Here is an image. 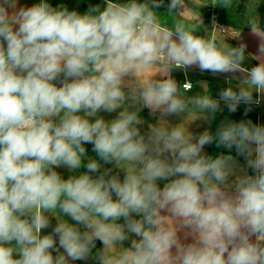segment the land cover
<instances>
[{"label": "clouds", "instance_id": "clouds-1", "mask_svg": "<svg viewBox=\"0 0 264 264\" xmlns=\"http://www.w3.org/2000/svg\"><path fill=\"white\" fill-rule=\"evenodd\" d=\"M188 11L0 0V264H264V124L194 132L169 119L241 105L247 116L264 102V59L245 67L246 45L198 35L202 18L176 19ZM248 28L264 58L258 16ZM193 69L245 78L218 98L203 82L187 95Z\"/></svg>", "mask_w": 264, "mask_h": 264}, {"label": "crops", "instance_id": "crops-1", "mask_svg": "<svg viewBox=\"0 0 264 264\" xmlns=\"http://www.w3.org/2000/svg\"><path fill=\"white\" fill-rule=\"evenodd\" d=\"M39 0H19L20 5L31 6L32 4L38 3ZM49 2L53 6H57L58 4H65L69 10H77L80 13H84L87 11L89 5L95 4H102V0H49ZM199 4L196 3H188L187 7L189 11L183 16L176 17V19H183L186 23H195L198 18H202L203 24L199 26L198 35H202L206 38L211 37L213 34L216 35L218 43L221 45L229 44L233 47L239 46L240 44L246 45V52H245V61L244 66L247 68H251L255 66L256 63L259 62V38L253 34L248 28V26H229L227 23L223 21H216L218 25L215 24V21L212 19L210 20L209 16L206 15V12H203L201 8H198ZM205 5V4H204ZM168 20V21H164ZM162 23H167L169 26L171 25L172 21L170 18H163ZM216 25L220 28V32L216 28L213 31V25ZM261 28L264 29V26L261 25ZM225 29V31H223ZM173 77L179 82L183 83L185 81V76L182 72L176 71L172 73ZM245 78L244 73H237L234 76H225V75H217L213 76L211 73H200L198 70H190L188 73V79L191 80L194 84L193 89L187 93V95H195L196 93L202 91L200 84L197 82H203L204 85L207 87L209 92L214 98H218V93L221 89L232 87L236 89L237 87L241 86L243 83V79ZM222 104V108H223ZM244 106L241 105L236 113H229L227 108H224L223 112L218 113L213 120L208 118L207 120L201 116V114L197 112L186 113L182 118H169L172 123H184L185 126L189 127L191 131L199 132L203 131L204 128L210 127L211 130L214 132L219 125L220 121L227 118L239 121L241 119H251L254 123L264 124V102L261 103L260 106L254 107L253 111H251L247 116H244ZM106 119H112L115 117V113L107 114L101 113ZM141 116L147 121V123H155V120L149 116V112L145 109ZM209 123H211L209 125ZM147 127V124L144 126ZM91 145H86L88 149V155L94 157L95 153L91 151ZM206 151L213 156L220 154L221 152H225V149H218L214 145L207 146ZM234 154V151H233ZM98 159V158H97ZM241 163H243V159L241 158ZM106 167H111V165H106ZM86 169H80L81 172L85 171ZM62 176L67 179V177L71 174L66 169L60 168L57 169ZM163 186V182H161V187ZM47 234V232H44ZM127 247V243L125 244Z\"/></svg>", "mask_w": 264, "mask_h": 264}, {"label": "rangeland", "instance_id": "rangeland-1", "mask_svg": "<svg viewBox=\"0 0 264 264\" xmlns=\"http://www.w3.org/2000/svg\"><path fill=\"white\" fill-rule=\"evenodd\" d=\"M170 0H165V4ZM198 8H201L210 20L223 21L229 26H248L250 16H258L260 25L264 26V0H233V7L228 9L219 7V0H187L188 3H196ZM205 4V5H204ZM158 11L161 13L166 11L165 7L160 8ZM215 15V16H214ZM218 32L220 28L216 26ZM67 219V218H66ZM71 222V221H70ZM56 221L53 220L52 224L55 225ZM51 229H46L44 232H50ZM76 264H83V262H76Z\"/></svg>", "mask_w": 264, "mask_h": 264}, {"label": "built area", "instance_id": "built-area-1", "mask_svg": "<svg viewBox=\"0 0 264 264\" xmlns=\"http://www.w3.org/2000/svg\"><path fill=\"white\" fill-rule=\"evenodd\" d=\"M214 16H215V15H214ZM215 24L218 25V23L216 22V20H215ZM223 31H225V29H223Z\"/></svg>", "mask_w": 264, "mask_h": 264}]
</instances>
